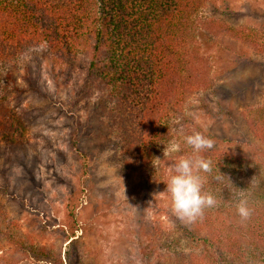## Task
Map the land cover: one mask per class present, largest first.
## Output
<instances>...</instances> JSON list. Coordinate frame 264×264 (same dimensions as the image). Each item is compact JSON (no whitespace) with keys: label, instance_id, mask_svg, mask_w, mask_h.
<instances>
[{"label":"rangeland","instance_id":"obj_1","mask_svg":"<svg viewBox=\"0 0 264 264\" xmlns=\"http://www.w3.org/2000/svg\"><path fill=\"white\" fill-rule=\"evenodd\" d=\"M209 19L264 28V0H216L195 18L193 32L209 61L213 86L187 96L175 118V140L181 151L190 150L183 138L198 131L214 141L213 149L264 161L263 142L247 123L264 106V58L250 46L241 57L256 58L260 65L234 56L228 49L240 50L241 42L211 38ZM80 64L55 63L38 51L7 85L10 107L28 138L0 143V240L25 237L50 255L37 261L4 242L0 264H57L58 259L62 264H156L153 254L139 253L147 245H137L140 227L167 230L175 223L165 191L170 166L182 152L162 154L159 159L168 162L153 163L139 174L126 173L102 101L83 100L85 66ZM196 250L199 257L207 253L204 247ZM167 259L160 264H169Z\"/></svg>","mask_w":264,"mask_h":264},{"label":"trees","instance_id":"obj_2","mask_svg":"<svg viewBox=\"0 0 264 264\" xmlns=\"http://www.w3.org/2000/svg\"><path fill=\"white\" fill-rule=\"evenodd\" d=\"M215 1L0 0V143L18 144L28 138L10 107L7 85L40 51L65 66L83 62V100L102 101L126 173L139 174L153 163L168 162L159 157L177 138L174 122L187 96L213 86L211 67L196 42L193 25ZM208 24L211 38L240 41V50H228L260 65L256 58L241 55L250 46L264 58V28L226 26L212 19ZM4 74L7 78L2 80ZM256 115L245 118L264 145L263 105ZM71 144L77 148L76 141ZM181 152L187 155L191 149ZM201 155L212 161L213 171L201 176L204 190L216 197L217 206L206 208L193 222L174 217L171 229L142 225L137 245H147L140 246L139 253L153 254L156 264L166 256L169 264H264V161L221 149ZM217 168L232 184L227 177L215 179ZM239 190L246 191L252 209L248 220H241L235 211ZM4 240L0 244L30 252L37 261L50 255L42 246L24 241L25 237L9 235ZM199 247L207 249L202 257L195 253ZM164 251L168 255L161 256ZM56 263L62 264L60 259Z\"/></svg>","mask_w":264,"mask_h":264},{"label":"clouds","instance_id":"obj_3","mask_svg":"<svg viewBox=\"0 0 264 264\" xmlns=\"http://www.w3.org/2000/svg\"><path fill=\"white\" fill-rule=\"evenodd\" d=\"M184 143L191 148V153L179 155L170 166V174L167 180L166 193L170 195L174 213L182 220L193 222L204 214L206 208H214L218 204L216 197L204 190V179L201 173L213 171L212 161L205 158L201 153L206 149L214 148V141L205 137L201 132L193 131L186 135ZM181 152V144L173 139L164 149V155L172 156ZM159 160V159H157ZM217 181L227 177L217 168ZM254 179V178H253ZM232 184V183H231ZM245 190H239L235 211L241 220H248L252 215L245 196Z\"/></svg>","mask_w":264,"mask_h":264}]
</instances>
